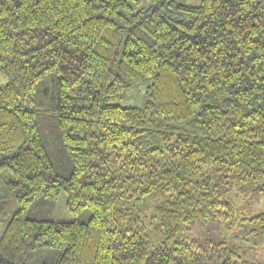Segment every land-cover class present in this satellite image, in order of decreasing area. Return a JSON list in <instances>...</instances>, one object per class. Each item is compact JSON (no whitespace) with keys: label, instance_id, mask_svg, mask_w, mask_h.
Segmentation results:
<instances>
[{"label":"trees","instance_id":"obj_1","mask_svg":"<svg viewBox=\"0 0 264 264\" xmlns=\"http://www.w3.org/2000/svg\"><path fill=\"white\" fill-rule=\"evenodd\" d=\"M135 1L0 0V264H263L177 234L264 190V0Z\"/></svg>","mask_w":264,"mask_h":264},{"label":"rangeland","instance_id":"obj_2","mask_svg":"<svg viewBox=\"0 0 264 264\" xmlns=\"http://www.w3.org/2000/svg\"><path fill=\"white\" fill-rule=\"evenodd\" d=\"M158 0H136L131 4L132 11L146 8ZM177 3L198 5L200 0H173ZM9 75L0 70V84L9 80ZM150 79L131 81L123 90L122 95L113 102L121 106H137L143 108L146 101V89ZM214 180L219 173L214 172ZM244 193L233 190L229 197L234 200V209L230 215L216 216L208 220H197L177 234L190 237L199 243L207 240L225 242L235 245L242 257L251 262L264 264V233L260 231V224L251 217L264 212V190H256L250 183L242 184ZM53 220L70 221L73 214L66 207V194L61 191L54 210L51 214ZM86 215L80 217L84 220ZM250 218V219H249ZM7 220L0 219V236L5 228ZM169 245L170 242H167Z\"/></svg>","mask_w":264,"mask_h":264}]
</instances>
